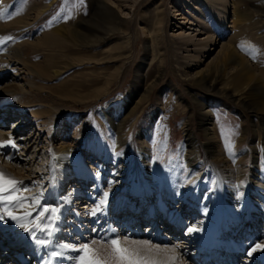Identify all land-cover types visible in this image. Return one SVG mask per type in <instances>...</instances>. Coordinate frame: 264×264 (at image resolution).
Here are the masks:
<instances>
[{
    "label": "rangeland",
    "instance_id": "374dc122",
    "mask_svg": "<svg viewBox=\"0 0 264 264\" xmlns=\"http://www.w3.org/2000/svg\"><path fill=\"white\" fill-rule=\"evenodd\" d=\"M103 1L108 6L107 9H112L116 29H112L94 44L88 43L85 39V41H78L74 37H68L65 44L62 47L57 46L56 50L52 51V57L49 56L56 67L61 69L59 75L49 79H40L37 76L34 78L31 73V75L28 74L20 62L12 57H7L6 67H0V100L3 97L19 105L23 102L33 104V107H27L28 103L22 104L24 106L22 111L21 109L12 111V107L6 108V111L0 110V134L10 130L14 140H20V142L15 141L20 149L12 148V153L14 152L16 158L19 156L20 160L15 158L9 160L4 155H0V165L8 166L11 171L16 172L18 174L16 179L22 178L21 188H27L28 194L36 191L34 193L36 196L45 199L46 202H40L43 206L59 207L61 211L68 208L63 216L60 211L57 221L58 229L55 231L65 237L62 238L61 234L53 237V240L56 237L63 240L62 244L71 243L79 246L84 241H91L96 237L119 235L122 246L126 245L125 247L130 248L136 246L141 249V252L145 250L143 246L124 242L123 237L128 236L133 239L148 240L160 248H175L179 245L175 250L179 254L181 249L183 254L179 255L178 264H198L191 258L190 253L201 252V258L211 253L218 260L220 257L226 259L225 257L231 256L232 253L224 245L227 239L242 240L245 237L248 238V234H252L256 242L262 243L264 233L261 235L257 229L254 233L244 227L236 234L231 233L232 229H229L232 224H235L238 215L245 217V210L255 203V200L264 206V132L260 129V120L253 118L246 111L254 105L248 100L250 89H244L242 84L234 85L226 80L224 86L228 93L234 94L233 98L205 92L206 97L212 98L216 103L213 106L215 114L211 122L213 127L211 125L209 127H211L212 136H215L212 147L216 150L215 152L219 148L220 157H224L223 163H219L215 155H209L206 152L203 142L205 135L197 123L204 106V104L199 106L203 98L202 90H195L188 84L195 79L193 74L201 69L203 63L195 67L187 58L192 54L191 51L174 48V43L178 39V26L182 27L184 34L201 36L198 33L200 27H197L194 19L188 17L190 24H179L180 19L176 10L180 6L186 9L184 0ZM237 1L240 10L251 11L249 20L237 27L226 28L222 33L217 28L214 33L218 35L216 38L219 40L231 39L234 49L248 59L251 65L264 72V0ZM36 2L44 10L37 16L35 11L31 12L34 19L33 26L22 34L21 41L35 44L34 42L42 35L51 32L55 26L62 25L67 29L80 30V34L89 32L86 24L95 12L93 0H83V2L81 0H37ZM29 3L30 0H17L13 12H18ZM58 14L59 18L49 25V21ZM9 15L10 13L7 17ZM65 16L70 18L65 20L63 19ZM98 20V16L93 18L95 23ZM81 22H84V28H79ZM207 23L212 24L209 20ZM187 27L190 29H186ZM206 27L201 30L212 29ZM214 28H216L215 25ZM91 33H95L93 28L87 34ZM97 33L95 34L98 35ZM193 38L197 39L196 36ZM14 40L17 43L19 39L14 38ZM40 48L33 52L25 45L22 49L24 57L27 56V61H44L47 51ZM212 54L214 52L210 53L211 56ZM201 59L204 63L208 60V58ZM190 76L193 78H189ZM148 86L151 87L150 93L146 95L148 97L139 100L143 89ZM170 86L174 88L172 92L175 95L170 91ZM124 101L127 102L126 105ZM119 107L123 109L119 110ZM37 110L42 113L34 114ZM113 110H117L116 119L111 116L110 112ZM11 112L16 115H10ZM7 114L10 116H5ZM73 117H77L73 119V123L77 122L72 125L70 123ZM47 119L48 125L43 126L38 123ZM72 126L79 128L81 139L74 137L75 127ZM15 129L18 130L13 133ZM187 133H191L195 144L196 159L192 165L187 160ZM89 142L92 145L85 146ZM63 146L71 150H60ZM93 146L94 149L91 148ZM1 151L3 152L0 150V153ZM117 159H120L119 163L123 164L119 175L124 176V180L122 179L119 183L120 189L112 192L105 208L107 210L110 204L114 207L119 206L118 208L123 205V211L126 212L122 217L130 214L133 225L137 229L140 223L139 218H144L146 213L151 214L150 212L155 209L157 214L155 220L158 219V221L153 224L156 226L145 231V225H142L139 235L136 231L131 232V223L125 224L126 217L124 221L121 220V224L117 223L118 230L114 234L110 230L107 231V224L97 229L102 220L98 217V213L93 215L96 217L95 220L89 219L92 217L90 209L95 207L94 202L103 197L107 190L109 191L110 183L107 178L113 170H116ZM230 165L233 170L235 169L234 171L239 170L240 173L233 172L232 178L236 181L239 177L236 182L240 181L241 185L244 184L241 188L243 192L237 198L239 208H236L238 206L227 208L228 200L222 185L225 179L224 173L228 172L223 169ZM54 166L56 169L67 172L73 170L74 173L81 168L94 178L93 183H86L87 188H83L84 191L86 190L85 193L82 191V195L79 196L83 199L82 203L65 198L71 182L60 179V176L57 179L53 172ZM35 169L37 171L33 172ZM107 169H110L109 172L112 171L104 174L106 173L104 170ZM143 173H147L150 179L153 178L152 181L147 182ZM195 174H199L198 177H195ZM115 177L112 179L114 180ZM195 178L206 182L208 190L212 191L214 197L207 204L197 189ZM83 182L78 184H84ZM251 188L256 190V195L248 194ZM157 193L160 195V201L156 199ZM172 195H175L174 197L178 195L176 199L181 198L180 202H173L169 198ZM87 196L89 198H86ZM202 203L205 204L202 205ZM162 204L167 209L180 206L178 213H182L187 225L199 226L209 223L213 233L211 236L207 235V242L199 241L203 237L199 235L184 240L186 242L183 241L185 243L183 244L181 242L183 239L180 237L178 239V230L175 231L174 226L170 228L169 220L164 216L165 212L159 210L163 207ZM139 208L140 212H135ZM36 211V209L31 211L33 216L36 215ZM255 211L259 212V210ZM259 213L264 216L263 212ZM64 229L68 230L69 234L64 233ZM165 233L168 240L162 239ZM66 236L74 239H66ZM74 240L80 241L75 243ZM201 244L202 247H200ZM90 248L87 253H84L86 254L85 264L92 258L105 261L107 256L111 257L106 258L107 264L115 263L111 246L96 243L90 244ZM48 249L44 256H51L48 254L53 248L48 247ZM65 251V256L78 254L72 250ZM184 252L188 256H185ZM246 253L247 251H235L233 256L240 257L238 262L240 264H264L263 255L248 257ZM53 258H50L51 262L54 261L53 264H73L65 257L64 259L58 257L55 260Z\"/></svg>",
    "mask_w": 264,
    "mask_h": 264
},
{
    "label": "bare ground",
    "instance_id": "6f19581e",
    "mask_svg": "<svg viewBox=\"0 0 264 264\" xmlns=\"http://www.w3.org/2000/svg\"><path fill=\"white\" fill-rule=\"evenodd\" d=\"M36 1L37 0H32V1L30 0V3L27 6H25L24 8H22L18 12L14 13L13 12V11H15L14 6L17 3V0H0V67H6L7 62H8L7 57H9V58L12 57L16 61L20 62L26 68L28 74L29 75L32 74V76L34 78L37 76L40 79H49V78H51L53 76H57V75H59V73H61L60 72L61 69L56 67L55 62L53 61L52 58H50V57H52V51H54V49L57 46L62 47V45L65 44L66 39L68 37H70V36L74 37L78 41H85L86 40L88 43L94 44V43H97L102 38H104L108 33H110V31H112V29H116V27L114 26L115 16L112 13V9H107L108 6L106 5V3H104L103 0H93V2L95 4V6H94L95 12L91 17V20L88 22V24H86V27H89V29L87 30L89 32H91L92 28H93V31L95 33L98 32L97 33L98 35H96L95 33L87 34L89 32H87L85 34H80V32H81L80 30H79L80 31L79 32L77 29H67V28H64L62 25V26H55L51 32L42 35V37H40L39 39H37V41L34 42L35 44L26 43L23 40L21 41V36L23 33H26V31H28L30 29V27L33 26L32 22L34 21V19H32L31 12L35 11V15L37 16L40 13H42L44 10L43 7L39 6ZM183 3H184V6L186 9H184V8H182V6H180L181 8L179 7L176 10L177 11L176 14H177L178 18L180 19L179 24L180 25H187L188 23L190 24L188 17L191 19H194L195 22L197 23L196 24L197 27H200V31L198 30V33L201 34V36L198 37V35L193 34V36L197 37V39H194L191 34H184V32L182 31V27L178 26V31H179V33L177 35L178 39H176V41L174 43V48L177 50L183 48L187 52L191 51L192 54L189 55L187 58H189L190 62L193 63L195 67H197L199 64L203 63V66L201 67V69L194 72L193 77H195V79L190 81V83H188V84H189V86L194 87L195 90H200V91L202 90L203 98L201 99V103H199V106L203 105V104H204V106H202L203 109L201 110V113L199 115V121L197 123H199V126L202 129V133L205 135V138L203 141L204 146H205V150L209 155L210 154L215 155L214 157H215V159H217V161H219V163H223L222 161H224V159H223L224 157L223 158L220 157L221 153H220V150H218L219 148L217 149V152H215L216 150H214V147H212V143L214 142L215 136H212L211 127H209L211 125V122H212L213 117L215 115L213 112V110H214L213 106L216 103H214V100H212V98L206 97L205 92H207V93L209 92L210 94L212 93V94L221 95V96H223L225 98H229V99L233 98L234 94L228 93L227 92L228 90L224 86V83H226L225 82L226 80L231 81V83H233L234 85L242 84L244 89H250V92H249L250 95H249L248 100H250V102H253L254 105H252V107H250V108H247L246 111L249 112L253 118L260 120V125H261L260 129H262L264 132V72H262L260 69L256 68L255 66L251 65L250 62L247 61L248 59L244 58L241 54H239L236 51V49H234V46L232 45L231 39L228 38L227 40H223V39L219 40V38H216L218 35L216 36L214 33V31L217 28H219V30L222 33V32H224V30L226 28L231 29L234 26L237 27V26L241 25L242 22L249 20V12H251V11H249L248 9L244 10V11H242L243 9L240 10L237 0H184ZM44 7H46V5H44ZM261 8H263V7H261ZM8 13H10V15H11L10 19L6 18ZM97 16L99 17V20L95 23L93 21V18H95ZM119 17L122 18V16H119ZM207 20L211 21L212 24L207 23ZM84 25H85L84 22H81L79 25V28L80 27L84 28ZM214 25L216 28H214ZM206 26L209 28H212V29H208V30L206 29V31H202L201 29L203 27H206ZM186 29H190V28L187 27ZM203 30H204V28H203ZM192 31H197V30L192 29ZM6 37H12V39L7 40V39H5ZM14 38L19 39L17 41V43H15ZM151 41L153 42L154 40L152 39ZM25 45H27V47H29V49H31L33 52L34 51L36 52L39 49V47H41L40 49L47 51V56H46L45 60L41 61V62L27 61V56L24 57V52L22 49V48H24ZM211 52H214V54H212V56L210 55ZM201 58H205V59L208 58V60L204 63V60H202ZM193 77L190 76L189 78H193ZM150 88L151 87L148 86V87L143 89V94H141L142 96L139 98V100L146 99L148 97V96L146 97V95L148 93H150ZM169 89L171 92L174 90V88L171 86L169 87ZM175 98H177V97H175ZM0 102H1L0 103V110L1 111H6V108H11V107H12L11 109H13L12 111H14L16 109H19V110L21 109L20 111H22V107H24L22 104H24V103H28L27 107H33V104H30V102H23L22 104L19 105L18 103H15L13 100H10V99L5 100V98H3V97L1 98ZM126 103L127 102L124 101L125 105H126ZM20 106H21V108H20ZM11 109H7V110L11 111ZM118 109L122 110L123 108L119 107ZM116 112H117V110H113L110 112L112 114L111 116H113L112 117L113 119H116L115 118ZM41 113H42V111H40V110H37L36 112H34V114H41ZM12 114H14V113L11 112L10 115H12ZM10 115L7 114L5 116H10ZM14 115H16V113ZM39 117H41V116H39ZM76 118L77 117H73L70 124L73 125L74 123H76L77 121H74V123H73V119H76ZM38 123H40L41 125L44 126V125H48L49 122L47 119L44 121L41 120ZM72 127H75V126H72ZM78 129L79 128L75 127V130H74L75 133H73V135L75 138L81 139V136L79 134ZM17 130L18 129H15L13 131V133L17 132ZM186 135H187L186 145L188 147V150H187L188 158H187V160H189L188 161L189 164L192 165V164H194V161L196 159V154H195V150H194L195 144H194V140L191 137V133H187ZM9 136H12V132L10 130L6 133L0 134V142L8 141ZM16 140L17 139H15L14 141H16ZM17 141L20 142L19 140H17ZM87 145L89 147L92 144L89 142L85 146H87ZM91 148L94 149V146ZM16 149H18V148H16ZM19 149H20V147H19ZM0 150H3V152H7V153L9 152L8 156H11L17 160H20L19 156L16 158V156L14 155V152L12 153L11 145H6L4 148H2ZM60 150H71V148H65L63 146L60 148ZM94 152H95V150H94ZM117 161H118V165L116 167V170H113V171L111 170L113 173L109 174L110 176L107 178V180L110 183L109 191L108 190H107L108 192L106 191V193H108L107 201L110 198V196L113 194L112 192L115 189L116 190L120 189L121 186L119 183L124 178V176L119 175V173L122 170L123 164L119 163L120 159H117ZM147 162H148V160H147ZM197 168H199V167H197ZM109 170L110 169L104 170V172H106L104 174H108ZM223 170L228 171L227 174L224 173L225 179H224V183L222 184L223 189H224V194L226 195V198L228 200L227 208H232L234 206H238V201H237L238 199L237 198L243 192V190L241 188L244 186V184L241 185L239 183L240 181L236 182L239 179V177H237L238 179H236V181L232 178L233 172H234V174H236V173L240 174L239 170L234 171L235 169L233 170L231 165L226 166L225 169H223ZM36 171H37L36 169L33 170V172H36ZM68 171L69 172L64 171L63 169H56V167L54 166L53 172H54V175L57 179L60 176V179L65 180L66 182H71L70 186H68L69 190H67L68 192H66L67 196L65 198L70 199V200H76V203H82L83 199L79 198V196L82 195V193H83L82 191H84L83 188H87L86 183L87 184H88V182L93 183L95 180H94V178H92L87 172H85L81 168H78L76 170V173H74L73 170H71V171L68 170ZM0 173L3 174L5 182L8 180H14V177H15V181L17 180V182H22V178L16 179V176L18 174H16V172H14V171H11L8 166L0 165ZM111 175L113 177L116 176L118 178L116 179V177H115L113 180L112 179L113 177ZM197 175H199V174H197ZM197 175L195 177H198ZM20 177H21V175H20ZM22 177L24 178L26 176H22ZM144 177H145L147 182H151L153 179L152 177H151L152 179H150V176L147 175V173L144 174ZM193 177H192V179H193ZM234 177H235V175H234ZM233 180L236 182V184H239V185H236L235 182H233ZM55 181H56V179H55ZM195 181H196L195 184L198 187L197 189L199 190V192H201V196H203L205 198V200L207 201L205 203L207 204L214 197V196H212V191L208 190V184L206 182H204L202 179L195 178ZM79 182H83L84 184L80 183L81 185H79L78 184ZM18 186L22 187L21 183ZM82 186H84V187H82ZM92 189L95 191L97 189V187H96V189H94V188H92ZM170 189H172V188H170ZM221 189H222V187H221ZM85 191H84V193H85ZM166 191H167V189H166ZM172 191H174V190H172ZM195 191H196V189H195ZM35 192L31 191L30 194H28L27 192H22V193H19L18 195L31 198V197H36V195L34 194ZM127 192H130V190H127ZM53 193H54V191H53ZM245 193L247 194V192H245ZM256 193H257L256 190L251 188V190H249L248 194L250 196H254V195H256ZM168 196H170V195H168ZM174 196L172 195L173 198L172 197H169V198H171L173 200V202L174 201H177L176 203L180 202L181 198L176 199V197H178V195L176 197H174ZM103 197H104V195H103ZM103 197L99 198L96 202H94V206H96V204H98L100 199H102ZM86 198H89V196H87ZM156 199H157V201H160V195L159 194H158V196L156 195ZM42 201L46 202V200L41 197L40 202H42ZM47 201H52V200H47ZM202 201H204V199ZM255 201H256L255 203L251 202V204L252 203L253 204L252 205L250 204L251 206L249 208H247V210H245V212H244L245 217H243L242 215L237 216V218L235 219L236 220L235 224H232L231 228L229 227V229H232L231 233L236 234L241 228H244V227L245 228L247 227V229L250 230L251 232L254 231V233L256 232V229L258 230L259 233H261V234L264 233V216H262V213H259V212L264 213V206L262 204H260L261 202H259L257 200H255ZM62 203H64V202L62 201ZM205 203H202V205ZM162 205H163V207H161V209H159V210H162L163 212H165L164 216H166V218L169 220L168 225L170 224V228H173V226H174V230L175 231L178 230L177 231V233L179 234L178 239H179V237L183 239L181 242H183L184 240L195 238L199 235H201V236L203 235V237H201L200 238L201 240H199V241H205L207 239L206 238L207 235L211 236V234L213 233V232H211V229H212L211 225H208L209 223H206L207 225L203 223L202 225H199V226L189 225V224L187 225L185 219L183 218L182 213H178V207H180V206L175 207V209L174 208L167 209V207L164 204H162ZM179 205H181V203ZM105 206L106 205L103 206L102 211L98 212V217H101L102 220H101L99 227H97V229L101 228L102 225L107 224V228H108L107 231H109V230L112 231L114 229L115 232H117V230H118L117 229V223L121 224V220H123L126 217L127 219L126 218L124 219L125 224L131 223L130 224L131 232L136 231L135 229H137V228L134 227L133 222H132V218H130V216H129L130 214L124 215L122 217V215L126 212V211H123L124 210L123 205H120V208H118L119 206L114 207V205L112 206L110 204V207L108 206V209H107L108 212H107ZM236 208H239V206ZM66 209H68V208H64V211ZM33 210L34 209L27 208L25 205L24 207L18 208L17 210H15L13 212V215L23 217L24 213L26 214L27 212L33 211ZM90 210H92V209H90ZM206 210H207V208H206ZM255 210H259V212L255 211ZM64 211H61L62 216H63ZM155 211L156 210L153 209L150 212L151 214L146 213L143 219L139 218V220H141V221L143 220V222H144L142 224L141 221H139L141 226L145 225V231L149 230L151 228L153 229L155 224L157 223L158 219L155 220V216H157ZM204 211H205V209H204ZM0 212H2V209H0ZM135 212H140V208H139V210L136 209ZM257 213H259V214H257ZM94 218H96V217H93V215H92V217L89 219L93 220ZM150 218H153V219H150ZM133 219H134V217H133ZM202 221H200V222H202ZM136 222H138V221H136ZM153 222L155 224H153ZM56 223H57V221H56ZM136 225H137V223H136ZM189 227H196L199 230L190 233L188 231ZM30 228H35V227L33 225H30ZM139 228H140V226L138 227V229L136 231L137 235L140 234ZM214 228H215V226H214ZM225 229H226V226H225ZM63 231H64V233L68 232V234H69L68 230L64 229ZM63 231H61V232H63ZM76 233H77V230L75 231V234ZM112 233L114 234V232H112ZM58 234H61V233H55L54 237L56 235L58 236ZM166 234L167 233H165V238H167ZM61 237L63 238V237H65V235L61 234ZM175 237H176V235H175ZM247 237L248 238L245 237L242 240L236 239L235 241H229V239H227V242L224 245L226 247H229V250L232 253H234L236 250L246 251L250 245H252L254 242H256L254 240L252 234H250V235L248 234ZM56 238H55V240H53V243L51 244L50 247L53 248V250H56L59 252L60 249H59L58 245L62 244L63 240H59L58 238L57 239ZM66 239H74V238H71V236L70 237L66 236ZM56 240H57V242H56ZM74 241L76 243L80 240H74ZM184 242H186V241H184ZM184 242H183V244H185ZM206 242H207V240H206ZM262 244H264V239H263ZM161 246H166V245H161ZM167 246H171V245H167ZM140 247H142V246H140ZM200 247H202V244L200 245ZM13 248H18L23 253H21L20 257H18V258H16V260H14L15 263L10 262V264H47L46 262L51 260L50 259L51 256H47V255L44 256V254L49 250L48 247L42 248V247L37 246L34 243V241L32 240V238L27 233H25L22 228L18 227L14 221H12L10 218H8L6 216L5 220L0 221V250L9 251L10 249H13ZM173 248L174 247L145 248V250H143L142 253H143V255L148 256L151 259L157 261L158 264H174V262H175V264H178V259H180L179 255L183 254V251H181V249H180L179 254L176 250L174 252L168 251V249H173ZM67 253H68V251H67ZM5 254H7V253L6 252L3 253V255H5ZM64 254H66L65 250H64ZM184 254H185V256H188L186 254V252H184ZM190 254H191V258L195 260V259H197L199 252H194V253H190ZM48 255H50V253ZM75 255L77 256L78 254H73V256H75ZM246 255H247V253H246ZM260 255L264 256V251L257 250V252H255L253 254V257H257ZM70 256L71 255H66V256L63 255V257H65V258H68ZM58 257L59 256L54 257L53 260L57 259ZM104 257H106V256H104ZM108 257L109 256H107L106 258H108ZM30 258H31V261H30ZM106 258H105V261H106ZM109 258H111V257H109ZM210 258L211 257H209L207 259L208 264H214V262H212L210 260ZM231 258H233V260L236 262L237 256H236V258H234V256ZM62 259H64V258H62ZM96 259H98V258H96ZM33 260H34V263H33ZM84 260H85V258H84ZM53 262L54 261H52V264H53ZM69 262H72V261H69ZM111 264H115V263L111 262ZM230 264H236V263L231 262Z\"/></svg>",
    "mask_w": 264,
    "mask_h": 264
},
{
    "label": "snow or ice",
    "instance_id": "6c2138e0",
    "mask_svg": "<svg viewBox=\"0 0 264 264\" xmlns=\"http://www.w3.org/2000/svg\"><path fill=\"white\" fill-rule=\"evenodd\" d=\"M83 2V0H81ZM7 18H11L9 15ZM59 18V14L57 17L53 18L52 21H49V25L54 23L55 19ZM70 16H65L63 19L67 20ZM5 39L11 40L12 37H6ZM6 145H11L13 149L18 148L19 146L15 144L14 138L9 136L8 141L0 142V149L4 148ZM0 155H4L9 160H12L14 157L8 156L6 152L0 153ZM21 182H17L15 180H8L5 182L4 176L0 173V221L5 220L7 216L15 224L22 228L25 233H27L34 243L39 247H50L53 243V237L55 231L58 229V224L56 221L59 220L60 208H48L43 206L40 203L41 197H23L18 195L22 192L29 191L27 188H21L18 185ZM108 193H104V197L100 199L99 203L92 209L91 214L96 215V213L102 211L103 206L107 202ZM27 205L30 209H36V215L33 216L32 212H27L23 217H19L17 215H13V212L18 208H22ZM28 225H35V228H30ZM199 229L196 227H189L188 231L195 232ZM112 232H115L113 229ZM123 241L127 242V244L143 246L145 248H157L158 246L152 244L148 240H139L133 239L131 237L125 236L123 237ZM103 243L112 247L114 255H115V264H158L157 261L151 259L148 256L142 254L141 249L139 247L130 248L122 246V240L119 235H114L112 237H96L91 241H84L81 245H73L71 243H63L58 245L60 251L53 250L50 255L51 257L59 256L61 259L64 255V250H72L78 253V256H70L69 260L73 262V264H85L84 253L88 252L90 249V244ZM179 245H176L175 248H178ZM175 248L168 249V251H175ZM257 250L264 251V244L259 242H254L249 246L247 251V256L252 257ZM48 264H52L51 260ZM87 264H107L106 261L92 259L87 261Z\"/></svg>",
    "mask_w": 264,
    "mask_h": 264
}]
</instances>
